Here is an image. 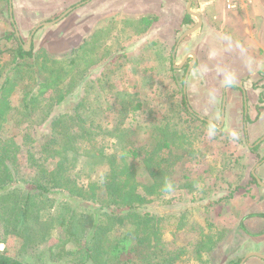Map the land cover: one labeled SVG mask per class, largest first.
<instances>
[{"label": "rangeland", "instance_id": "rangeland-1", "mask_svg": "<svg viewBox=\"0 0 264 264\" xmlns=\"http://www.w3.org/2000/svg\"><path fill=\"white\" fill-rule=\"evenodd\" d=\"M194 1H196L194 6L200 9L208 0ZM98 2H101L100 12H94L90 7L76 10L86 4L87 0L64 9H58L62 6V0H13L12 2L15 23L24 45H27L36 26L57 19L69 7H73L72 11L56 24L43 25L37 29L31 43L36 52L44 48L52 54L63 55L83 44L84 40V42L88 39L93 40L91 34L96 29L101 31L98 37L94 38L97 39V43L91 53L95 64L86 69L85 79L74 93L68 96L65 105L55 112L67 111L74 114L76 104L83 101L86 107L79 112L87 120V126L91 125L95 132L91 140L87 137L78 140L79 149L75 161H72V153L69 154L72 165L68 172L72 180L84 187L94 182L102 186L105 182L109 173L108 160L104 158L94 163L84 154L88 150L102 148L104 155L115 153L121 157L123 148H149L154 142V135L158 134L157 126L165 123H170L179 130H187L189 134L193 131V135L189 137L191 144L185 149L188 151H184L183 158L174 168L171 192L153 198V201L140 208V211L149 212L160 218L162 241L166 251L183 252L175 264H225L227 261L231 263L242 260L251 252L264 254V250H259L262 247L264 249V230L255 232L239 230L236 228V219L232 215H226L227 213L217 217L212 212L208 216V196H219V193L226 192L225 195L229 197L230 190H233L232 186L228 187L229 182L226 180L221 183L220 177H217L214 182L209 176L208 158L218 152L217 158L219 160L222 153L224 165L230 167L234 163L240 165L241 161L230 156L228 152L234 142L242 146L246 145L244 136H247L248 124L244 127L242 123L238 124L234 128L236 131L233 132L234 137L228 132L226 125L218 130H211L209 126L200 123L194 119V116L185 112L182 113L181 118L177 116L176 104L181 98L180 90L183 89L182 80L185 71L172 72L168 64L172 53L170 48L167 49L164 43L153 39V35L143 37L142 33H147V28L135 24L141 18L143 11L147 10L148 4L154 6L157 3L161 4L159 0H98ZM9 15L10 8L7 10L5 1L0 0V36L13 31ZM96 24L100 25V28H97ZM239 26L234 28L238 29L241 35L244 31L242 25ZM254 27L261 32L258 33L260 42L251 45L254 46L255 54L258 53L264 60V21L257 20ZM1 47L5 50L2 58L5 61L10 60L15 54L17 41L13 37L10 40L3 38ZM221 66L213 68L211 73L213 77L228 75L223 69L225 66L223 64ZM83 67L87 66L83 65ZM261 76L262 82L258 85L261 104L257 105V109L264 108V74ZM229 77L235 80L233 74ZM218 93L217 90H209L208 97L216 99ZM124 97L128 103L142 104L140 109L127 112L126 118L123 116L125 113L120 111V101H124ZM215 122L220 124V121ZM2 126L1 141L14 140L20 146L17 154L19 181L22 178L31 179L37 174L38 169L30 165L29 156L30 153L39 155L42 152V143L50 132L49 124L35 125L31 130L33 139L30 141L24 139L25 125L18 126L13 117H8ZM116 126L120 133H125L123 141L107 132ZM230 128L233 129L232 125ZM237 134L239 138L236 137ZM218 140H222L220 146ZM208 151L212 153L209 156ZM131 158L136 165L137 179L142 183H149L151 178L143 162L144 157ZM99 160L98 157L97 161ZM57 162L56 158L48 159L46 168L52 171ZM216 175H222V172ZM22 186L36 192L30 184H22ZM14 188H20V182L0 189V213L3 212L4 206L1 196L13 191ZM240 189L236 188L237 195L243 193ZM244 190L248 192L246 188ZM98 192L101 196L104 193L103 189ZM37 200L42 204L40 212L42 221L74 210L79 220V226L77 225L75 229L79 243L88 242L99 224H104L111 230L110 237L134 229L131 219L127 217L126 209L116 206L104 207L98 202L85 201L80 197L71 196L68 190L54 189L46 196H37ZM113 213L117 214V217L108 218ZM208 219L231 230L223 244L220 242L221 244L219 243L212 252L201 249L199 256L195 252L197 246L199 247L204 240H207L209 234L216 231L208 230ZM30 222L34 224L33 219ZM52 225L53 228L49 230L47 239L37 243L26 240L16 231L5 230L4 223L0 219V251L28 264H76L72 254L63 258L51 257L52 252H59L56 245L67 235L66 230L57 221H53ZM249 235H260V238L250 242ZM67 248L71 253H76L79 249L74 239L67 244ZM124 257L130 259L133 255L127 251ZM245 264H264V260L253 256L248 258Z\"/></svg>", "mask_w": 264, "mask_h": 264}, {"label": "trees", "instance_id": "trees-1", "mask_svg": "<svg viewBox=\"0 0 264 264\" xmlns=\"http://www.w3.org/2000/svg\"><path fill=\"white\" fill-rule=\"evenodd\" d=\"M4 1L6 9L9 10L13 0ZM156 20L155 16L143 17L138 24L146 29ZM10 24L13 31L0 36V131L3 122L11 116L18 126L25 125L24 139L27 141L33 139L31 130L35 125L49 124L50 132L42 143V152L39 155L30 153L29 156L30 165L38 169L37 174L31 179L22 178L20 181L17 163L20 146L14 140L2 142L0 139V189L20 182V188H14L1 196L4 206L0 219L5 230L16 231L26 240L39 243L47 239L49 230L53 228V221H57L66 230L67 235L56 245L59 252H52L51 257L63 258L72 254L76 264H175L183 252L166 251L162 241L160 218L149 212H142L140 208L151 203L153 198L171 192H165L163 188L166 183L172 186L174 168L183 158L184 151H188L185 149L191 144L189 137L193 135V131L189 134L187 130H179L176 126L165 123L157 126L158 134L154 135V142L149 148H123L121 157L115 153L104 155L102 148L88 150L84 154L90 161L97 163L104 158L108 160L109 173L102 186L95 182L87 187L78 185L68 172L72 165L69 154L72 153V161H75L79 149L78 140L86 137L93 139V127L87 126V120L79 112L86 107L83 101L76 104L74 114L67 111L55 112L65 105L68 96L74 93L85 79L86 69L95 64L91 53L97 42L87 40L63 55L52 54L44 48L36 52L33 45L30 50H26L24 42L17 35L16 23L11 21ZM12 37L17 41V48L12 58L5 61L2 58L5 50L2 49L1 43L3 38L10 40ZM171 71H175L174 67H171ZM183 82L184 78L182 84ZM180 95V101L176 104L177 116L181 118L184 112L193 116L183 89L180 90ZM120 106V111L125 113L123 116L126 118L127 112L140 109L142 104L128 103L124 97ZM202 122L207 125L205 121ZM208 126L210 127L209 124ZM107 132L123 141L125 133H120L117 126ZM140 156L144 157L143 162L151 178L147 184L137 179L136 165L131 158ZM50 158L58 159L52 171L46 168V161ZM263 159L264 157L261 160ZM253 180L257 183L254 176ZM22 184H30L36 192L27 190ZM54 189L68 190L71 196L98 202L104 207L124 208L134 229L110 237L111 230L104 224H99L88 242L79 243L75 230L77 225L79 226V220L74 210L70 213H60L45 221L40 218L42 204L37 200V196H46ZM101 189L104 192L102 196L98 192ZM261 216L264 217V214ZM113 217H117V214L108 216ZM32 219L34 224L30 222ZM226 233L227 230H216L209 234L207 240L197 246L195 252L199 256L201 249L212 252L226 237ZM73 239L79 247L76 253H71L67 248V244ZM127 251L132 253V258L124 257ZM240 261H232L231 264H239ZM0 264L28 263L0 251Z\"/></svg>", "mask_w": 264, "mask_h": 264}, {"label": "crops", "instance_id": "crops-1", "mask_svg": "<svg viewBox=\"0 0 264 264\" xmlns=\"http://www.w3.org/2000/svg\"><path fill=\"white\" fill-rule=\"evenodd\" d=\"M62 1V6L58 9H64L83 0ZM190 1L191 9L198 17L188 13V0H159L161 4L157 3L155 6L148 4L141 18L155 16L157 20L152 22L147 28V33L142 35L143 37L153 35V39L164 43L165 47L172 51L169 56V69L174 67L175 71H172L174 73L185 71L183 92L190 112L195 118L200 119V123H203L202 120L205 121L211 130H218L226 125L228 132L234 137L233 132H236L234 128L238 124L242 123L243 127L248 124L247 136H244L246 145L234 142L228 152L230 156L241 161L240 165H234L235 163L231 167L224 165L221 151L219 160L218 152L208 158L209 176L214 182L217 177H220L221 183L226 180L229 182L228 187L232 186L233 189L230 190L229 197L225 195L226 192L219 193V196H208V216L212 212L217 217L227 213L226 215H232L236 219V228L239 230L252 232L264 230V217L261 216L264 214V159L261 160L264 157V108L257 109V105L261 104L258 85H261V75L264 74L262 72L264 60L258 53L255 54L254 46L251 45L260 42L258 35L261 32L254 27V23L257 20L264 21V0H252L251 3L231 0L235 4L231 9L227 7L230 0H208L200 9L194 6L196 1ZM165 3L167 6L164 7ZM88 7L94 12H100L101 2L87 0L86 4L76 10ZM141 18L135 22L137 26H140L138 22ZM198 18L201 22L200 27L178 43L184 32L198 24ZM98 24L96 27L100 28ZM238 24L242 25L244 31L241 35L240 31L234 28L240 27ZM99 33L100 30L93 31L91 34L93 40ZM220 63L225 66L223 69L228 75L213 77L211 75L213 68L221 66ZM231 74L235 76V80L230 79ZM209 90L219 91L216 99L208 97ZM215 121H220V124ZM231 125L234 130L230 128ZM236 137L239 138V135ZM217 143L220 146L222 140H218ZM210 154L211 151H208V156ZM206 170L207 168L204 169ZM219 172H222V175L217 176ZM253 176L257 183L254 182ZM236 188H241L243 193L237 195ZM245 188L248 192L244 190ZM208 230H227V236L231 229L208 219ZM249 237L251 242L258 240L260 235ZM259 250L264 249L262 247ZM225 264L231 263L227 261Z\"/></svg>", "mask_w": 264, "mask_h": 264}, {"label": "water", "instance_id": "water-1", "mask_svg": "<svg viewBox=\"0 0 264 264\" xmlns=\"http://www.w3.org/2000/svg\"><path fill=\"white\" fill-rule=\"evenodd\" d=\"M191 1L188 0V13L190 15H196L198 17L197 14H195L192 9H191ZM73 8H69L68 10H66L61 16H59L57 19L55 20H52V21H49V22H43L41 24H39L38 26H36V28L32 31L30 37H29V40H28V43L27 45H24L25 49L26 50H30L31 49V43H32V39H33V36L35 34V32L37 31V29L40 27V26H47V25H53V24H56L58 21H60L62 18H64L69 12L72 11ZM10 19L12 22H15V19H14V16H13V8H12V3L10 4ZM199 19V18H198ZM201 25V22H200V19H199V22L196 26L190 28L189 30H187L186 32H184L179 40H178V43L184 39L186 36H188L189 34H191L192 32H194L195 30H197ZM15 28H16V31H17V35L19 36V32H18V28H17V25H15ZM176 49V48H175ZM188 74V72H187ZM254 174L256 176V173L254 171ZM256 178L258 179V177L256 176ZM258 181L260 182V180L258 179ZM250 256H258V257H261L264 259V255L263 254H260V253H257V252H254V253H250L248 254L245 258L242 259V261L239 263V264H244V262L246 261L247 258H249Z\"/></svg>", "mask_w": 264, "mask_h": 264}, {"label": "built area", "instance_id": "built-area-1", "mask_svg": "<svg viewBox=\"0 0 264 264\" xmlns=\"http://www.w3.org/2000/svg\"><path fill=\"white\" fill-rule=\"evenodd\" d=\"M245 2H247V3H251L252 2V0H244ZM227 7L228 8H233V7H235V4L233 3V1H229L228 3H227Z\"/></svg>", "mask_w": 264, "mask_h": 264}, {"label": "clouds", "instance_id": "clouds-1", "mask_svg": "<svg viewBox=\"0 0 264 264\" xmlns=\"http://www.w3.org/2000/svg\"><path fill=\"white\" fill-rule=\"evenodd\" d=\"M172 186L170 183H166L165 187L163 188V191L168 192L171 191Z\"/></svg>", "mask_w": 264, "mask_h": 264}]
</instances>
